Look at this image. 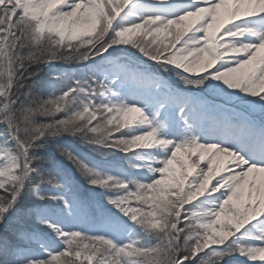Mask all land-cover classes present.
Masks as SVG:
<instances>
[{
    "label": "snow or ice",
    "instance_id": "snow-or-ice-1",
    "mask_svg": "<svg viewBox=\"0 0 264 264\" xmlns=\"http://www.w3.org/2000/svg\"><path fill=\"white\" fill-rule=\"evenodd\" d=\"M0 264H264V0H0Z\"/></svg>",
    "mask_w": 264,
    "mask_h": 264
}]
</instances>
